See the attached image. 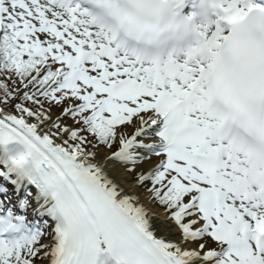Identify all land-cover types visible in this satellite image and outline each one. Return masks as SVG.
<instances>
[{
  "label": "snow or ice",
  "instance_id": "6c2138e0",
  "mask_svg": "<svg viewBox=\"0 0 264 264\" xmlns=\"http://www.w3.org/2000/svg\"><path fill=\"white\" fill-rule=\"evenodd\" d=\"M242 11L241 0H220L224 23ZM225 35L218 26L210 38ZM208 73L130 59L69 0H0V176L16 192L33 186L19 207L35 200L54 222L51 247L42 231L0 238V264H264V127L249 114L218 124ZM117 141L109 159L163 207L159 227L158 213L92 162ZM137 149L160 157L147 173L136 171L146 159ZM26 224L7 211L0 236Z\"/></svg>",
  "mask_w": 264,
  "mask_h": 264
},
{
  "label": "clouds",
  "instance_id": "9594fccd",
  "mask_svg": "<svg viewBox=\"0 0 264 264\" xmlns=\"http://www.w3.org/2000/svg\"><path fill=\"white\" fill-rule=\"evenodd\" d=\"M184 0H81V19L134 61L167 68L203 64L209 68L210 104L216 121L227 126L249 114L264 127V6L243 4L244 11L225 23L215 40L207 20L182 15ZM203 12L221 21L220 0H203ZM220 27V26H219ZM183 53L178 63L174 54Z\"/></svg>",
  "mask_w": 264,
  "mask_h": 264
},
{
  "label": "bare ground",
  "instance_id": "6f19581e",
  "mask_svg": "<svg viewBox=\"0 0 264 264\" xmlns=\"http://www.w3.org/2000/svg\"><path fill=\"white\" fill-rule=\"evenodd\" d=\"M139 123L135 126L138 127ZM134 127V128H135ZM132 130L128 131L131 132ZM140 139V138H138ZM143 143L145 144H149V143H155L154 141H149L148 139H143L142 140ZM137 153L141 156L146 157V159L139 165H137L136 167V171L140 172V171H144L145 173H147V171H149L152 167H154L157 163H149L152 159H154V155H150L149 153H146L144 151H137ZM109 157H111L109 155V153H102L101 150L99 152V150L97 151V155L95 157V159L92 161L93 163H96L98 165H100L104 171L106 172V174L108 175V177L113 180L121 189H123V191L129 195H138L140 197V201L141 203L148 208V210L150 212H156L161 216V220H156L154 221V225L159 227L162 223L163 220V213L161 211H159L154 205L153 203H149L146 200L147 197V193L140 187L137 186L136 181H135V175L133 173H129L126 169L127 167H123L122 164H120L119 162L109 159ZM4 182V181H3ZM1 185V184H0ZM4 187H7L10 191L11 186L7 185L6 183H4L3 185ZM35 192V189L33 188V193ZM1 196H5L3 199H6L8 205H6L7 209L10 208V205L12 204V202L14 201V199L12 197L9 196V194H5V193H0V197ZM32 205L33 207H30L28 209L34 211L35 208V200H32ZM21 210L20 209H16L15 213H20ZM35 214H37L34 211ZM50 224L52 229L50 230L49 233L45 234V238L46 241L50 247L51 245L54 244V240H53V236H54V232H53V227H54V222L50 220ZM49 224V225H50ZM157 235H163V236H167L168 233L161 228V230L157 233ZM50 250V249H49ZM42 255V253H41ZM101 260L104 262L107 261L106 257H101ZM35 264H50V259L49 258H45L44 260H40V259H35Z\"/></svg>",
  "mask_w": 264,
  "mask_h": 264
},
{
  "label": "rangeland",
  "instance_id": "374dc122",
  "mask_svg": "<svg viewBox=\"0 0 264 264\" xmlns=\"http://www.w3.org/2000/svg\"><path fill=\"white\" fill-rule=\"evenodd\" d=\"M137 123H138V121H134V124H137ZM131 129H133V126H132ZM126 130H129V129H126ZM129 135H131V134H129ZM118 147H119V142L117 141V145L114 146L113 151L118 150ZM99 152H100V149H99ZM102 153H104V151H102ZM157 162H158V161H157ZM152 163H154V162H151V164H152Z\"/></svg>",
  "mask_w": 264,
  "mask_h": 264
}]
</instances>
